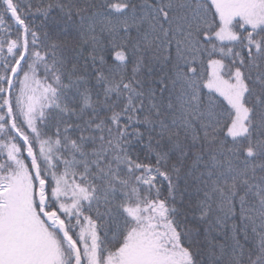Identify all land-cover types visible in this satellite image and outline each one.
I'll list each match as a JSON object with an SVG mask.
<instances>
[{
    "label": "snow or ice",
    "instance_id": "6c2138e0",
    "mask_svg": "<svg viewBox=\"0 0 264 264\" xmlns=\"http://www.w3.org/2000/svg\"><path fill=\"white\" fill-rule=\"evenodd\" d=\"M0 264H264V0H0Z\"/></svg>",
    "mask_w": 264,
    "mask_h": 264
}]
</instances>
